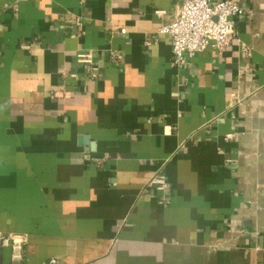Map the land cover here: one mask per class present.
Listing matches in <instances>:
<instances>
[{
  "label": "crops",
  "instance_id": "crops-1",
  "mask_svg": "<svg viewBox=\"0 0 264 264\" xmlns=\"http://www.w3.org/2000/svg\"><path fill=\"white\" fill-rule=\"evenodd\" d=\"M238 3L178 69L179 0H0L2 264H264V0Z\"/></svg>",
  "mask_w": 264,
  "mask_h": 264
},
{
  "label": "built area",
  "instance_id": "built-area-1",
  "mask_svg": "<svg viewBox=\"0 0 264 264\" xmlns=\"http://www.w3.org/2000/svg\"><path fill=\"white\" fill-rule=\"evenodd\" d=\"M179 3V10L174 19L158 30L159 35L169 38L173 55L172 65L178 69L208 49H214L221 54L236 36L233 20L245 14L238 0H179ZM156 14L160 17L164 13ZM240 50L244 56L250 57L246 44L241 43ZM76 59L79 64L89 67L91 78H96L97 73L90 53L79 54ZM110 59L120 62L123 58L121 54H113ZM146 188L165 191L168 188L165 175L162 172L155 174L148 181Z\"/></svg>",
  "mask_w": 264,
  "mask_h": 264
},
{
  "label": "trees",
  "instance_id": "trees-1",
  "mask_svg": "<svg viewBox=\"0 0 264 264\" xmlns=\"http://www.w3.org/2000/svg\"><path fill=\"white\" fill-rule=\"evenodd\" d=\"M0 264H2V263L0 262Z\"/></svg>",
  "mask_w": 264,
  "mask_h": 264
}]
</instances>
